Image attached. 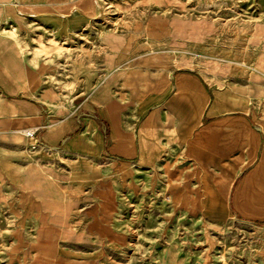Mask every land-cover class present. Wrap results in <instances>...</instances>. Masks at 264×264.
Masks as SVG:
<instances>
[{
	"label": "crops",
	"instance_id": "obj_1",
	"mask_svg": "<svg viewBox=\"0 0 264 264\" xmlns=\"http://www.w3.org/2000/svg\"><path fill=\"white\" fill-rule=\"evenodd\" d=\"M46 2L0 0V227L8 220L36 225L26 245L21 229L12 230L16 250L36 252L47 244L38 237V212L51 201L59 207L70 202L69 212L59 210V216L81 206L73 214L81 218L80 230H69L57 244L124 247L126 218L145 210L147 196L159 188L149 171L162 157L159 142L166 137L172 151L179 135L201 136L212 153L250 154L230 195L228 188L223 195L236 217L264 226V18L235 17V26H246V37L235 35L228 45L222 16L195 19L167 11L151 20L154 35L137 41L131 34H105L103 50L84 52L103 57L104 74L94 84L87 77L91 85L84 82L75 95L49 85L37 97L16 96L13 89L25 75L13 36L4 34L9 25L14 30L7 19L17 23L21 12ZM75 3L86 14L97 5ZM180 5L159 2L167 10ZM24 130H36L37 154ZM67 161L75 163L70 170ZM72 177L75 196L68 195Z\"/></svg>",
	"mask_w": 264,
	"mask_h": 264
},
{
	"label": "rangeland",
	"instance_id": "obj_2",
	"mask_svg": "<svg viewBox=\"0 0 264 264\" xmlns=\"http://www.w3.org/2000/svg\"><path fill=\"white\" fill-rule=\"evenodd\" d=\"M95 1V8L85 9L87 14L76 7V0H49L32 11L21 12L17 23L7 19L14 30L9 25L4 34L13 36L25 75V81L13 89L16 96L37 97L49 85L75 95L84 82L88 87L90 79L94 84L104 74L103 57L85 56L84 52L103 50L101 38L105 34H131L137 41L147 33L154 35L151 20L167 11L195 19L222 16L228 45L233 44L235 35L239 39L246 37V26H235V17L264 18V0H170L182 6L172 10L161 8V0ZM13 7L20 10V6ZM2 61L10 64L7 58ZM23 134L28 135L26 130ZM30 141L29 149L37 154L38 144L33 138ZM159 143L162 157L152 161L149 169L159 180V188L147 196L145 210L126 218L130 236L124 247L95 248L69 243L67 239L57 244L69 230H80L77 221L81 218L73 214L81 206L75 205L68 217L59 216V210L69 212L70 202L59 207L51 201L47 203L51 211L42 203L38 212V237L47 244L40 245L36 252L31 247L16 250L12 230L21 229L26 245L34 239L36 225L8 220L3 230L0 227V264H14L20 257L23 261L17 264H54L56 260L82 264H264V226L236 217L228 203L250 154L209 152L201 136L196 141L193 136L188 140L179 135L172 151L166 137ZM66 163L69 170L75 165ZM70 179L68 195L75 196V179ZM34 186L39 187V183ZM227 188L228 196L223 195ZM40 191L34 190L36 194Z\"/></svg>",
	"mask_w": 264,
	"mask_h": 264
},
{
	"label": "built area",
	"instance_id": "obj_3",
	"mask_svg": "<svg viewBox=\"0 0 264 264\" xmlns=\"http://www.w3.org/2000/svg\"><path fill=\"white\" fill-rule=\"evenodd\" d=\"M36 130H34L32 133L26 135L29 139L34 138Z\"/></svg>",
	"mask_w": 264,
	"mask_h": 264
},
{
	"label": "bare ground",
	"instance_id": "obj_4",
	"mask_svg": "<svg viewBox=\"0 0 264 264\" xmlns=\"http://www.w3.org/2000/svg\"><path fill=\"white\" fill-rule=\"evenodd\" d=\"M34 130H29V131H27L26 130V133H28V134H30V133H32ZM34 139V138H33ZM36 144V143H35Z\"/></svg>",
	"mask_w": 264,
	"mask_h": 264
}]
</instances>
